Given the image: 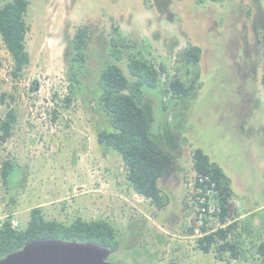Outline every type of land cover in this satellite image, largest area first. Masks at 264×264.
I'll use <instances>...</instances> for the list:
<instances>
[{"label": "rangeland", "instance_id": "1", "mask_svg": "<svg viewBox=\"0 0 264 264\" xmlns=\"http://www.w3.org/2000/svg\"><path fill=\"white\" fill-rule=\"evenodd\" d=\"M8 1L0 0V6ZM28 1L30 62L18 78L0 36V117L10 110L16 115L12 137L0 143V165L6 160L17 164L12 192L0 184V218L13 217L23 230L30 211L41 207L47 220L65 225L78 218L108 220L121 242L110 257L117 264H256L252 258L233 262L214 249L199 248L192 150L201 149L231 180V213L246 227V245L263 242L264 0L202 6L194 0ZM83 25L93 27L83 82L88 94H79L66 107L65 52ZM114 26L148 42L157 62L171 69L183 49H202L198 96L186 103L167 98L166 115L159 96L145 90L144 107L154 128L175 126L161 130L172 150L177 139L188 143L172 176L161 182L168 199L163 210L134 193L121 156L104 152L96 139L99 115L92 90L104 65V40ZM251 208L261 212L247 215ZM206 223L216 227L215 219Z\"/></svg>", "mask_w": 264, "mask_h": 264}, {"label": "trees", "instance_id": "2", "mask_svg": "<svg viewBox=\"0 0 264 264\" xmlns=\"http://www.w3.org/2000/svg\"><path fill=\"white\" fill-rule=\"evenodd\" d=\"M194 1L202 6L206 3H222L224 0ZM29 6L28 0H11L0 6V36L12 57L13 76L16 78L30 62L25 44L28 33L25 17ZM92 28L91 25L80 26L68 41L64 58L68 83L66 107L79 94H88L87 89L83 88V82L87 74L88 49L93 40ZM107 38L103 43L104 65L96 76L92 90V101L99 115L96 139L104 152L111 150L121 156L126 179L134 193L150 201L157 210H163L168 199L163 194L161 182L172 176L182 150L188 143L177 139L172 150L171 143L166 142L167 135L161 133V130L165 126L176 129L175 126L163 124L158 129L154 128L156 124L144 107L145 90L159 96L166 115L170 114L169 106L164 101L167 98L186 103L198 96L202 89V49L196 46L183 49L176 54L171 69L157 62L148 42H138L125 36L118 27H112ZM123 65L127 67L129 77L124 74ZM261 82L264 87V71ZM4 101L5 96L2 95L1 102ZM15 123L16 115L12 110L4 118L0 117V143H5L12 137ZM192 162L196 176H209L216 185L217 193L213 195V202L220 212L214 216L223 226L213 230L206 227L205 222L200 228L203 236L198 239L199 248L206 253L214 249L221 258L228 255V261L244 262L252 258L256 264H264V241L246 245L243 235L246 227L236 220L237 213H231L234 191L223 169L212 162L201 149L192 150ZM15 168L17 164L6 160L0 169L1 181L8 194L13 189L11 177ZM208 185L201 184L195 178L196 192L205 191ZM196 197L195 194L194 199ZM118 237V229L108 220L85 221L78 218L65 225L47 220L42 208L36 207L30 211L25 229L13 228L10 220L0 227V260L26 244L42 239L91 242L116 253L121 246Z\"/></svg>", "mask_w": 264, "mask_h": 264}, {"label": "water", "instance_id": "3", "mask_svg": "<svg viewBox=\"0 0 264 264\" xmlns=\"http://www.w3.org/2000/svg\"><path fill=\"white\" fill-rule=\"evenodd\" d=\"M113 250L91 242L42 239L26 244L0 260V264H117Z\"/></svg>", "mask_w": 264, "mask_h": 264}, {"label": "built area", "instance_id": "4", "mask_svg": "<svg viewBox=\"0 0 264 264\" xmlns=\"http://www.w3.org/2000/svg\"><path fill=\"white\" fill-rule=\"evenodd\" d=\"M2 164L0 165V169H1ZM195 178L201 183H208L209 185L206 187L205 191H201V190H197L196 192V199L194 200V203L197 205V209H198V217H199V222L201 227L204 225V223L208 220V219H215L216 222V227L213 230H216L217 228H222L223 226L221 225L220 222H218L216 216V214H218L220 212L218 206L213 202V195H215L217 192L215 190V183L213 181H211L209 176H205V175H195ZM1 177H0V184H1ZM195 183V182H194ZM196 190V189H195ZM8 220L11 221V225L13 228H17L18 223L16 222V220L13 217H2L0 218V227L3 226V224L5 222H7ZM200 231L198 230L197 233H199ZM203 234L202 232H200L199 238L202 237ZM236 262V261H233ZM234 264V263H233Z\"/></svg>", "mask_w": 264, "mask_h": 264}, {"label": "crops", "instance_id": "5", "mask_svg": "<svg viewBox=\"0 0 264 264\" xmlns=\"http://www.w3.org/2000/svg\"><path fill=\"white\" fill-rule=\"evenodd\" d=\"M227 176V175H226ZM228 177V176H227ZM229 178V177H228ZM230 180V179H229ZM231 181V180H230ZM231 187H232V185H231ZM233 189V188H232ZM235 195V194H234ZM246 212H247V210L246 209H244ZM259 212H261V211H258L256 208H251V210H250V212L249 213H247V215L248 214H250V216H252V215H254V214H257V213H259Z\"/></svg>", "mask_w": 264, "mask_h": 264}, {"label": "flooded vegetation", "instance_id": "6", "mask_svg": "<svg viewBox=\"0 0 264 264\" xmlns=\"http://www.w3.org/2000/svg\"><path fill=\"white\" fill-rule=\"evenodd\" d=\"M114 254V253H113ZM111 257V256H110ZM109 261H110V258H109Z\"/></svg>", "mask_w": 264, "mask_h": 264}]
</instances>
